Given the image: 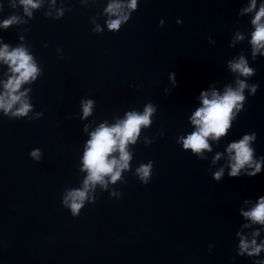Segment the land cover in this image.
<instances>
[{"label": "water", "instance_id": "water-1", "mask_svg": "<svg viewBox=\"0 0 264 264\" xmlns=\"http://www.w3.org/2000/svg\"><path fill=\"white\" fill-rule=\"evenodd\" d=\"M243 2L139 0L119 31L105 27L95 33L89 16L104 26L106 0H88V6L65 0L73 7L60 19L43 15L49 7L44 0L31 20L18 2L13 7L12 0H0V18L12 13L25 17L0 29V35L32 44L43 67L31 93L35 110L43 115L29 120L0 114V264H252L234 248L238 207L245 197L264 192V171L225 174L216 181L208 160L176 143V135L189 127L187 115L199 90L210 81L222 90L233 79L226 60L241 49L249 52L246 41L228 47L236 28H248L247 16H237ZM21 33L25 41L18 40ZM249 60L256 68L249 79L259 81V87L217 147L255 130L259 154L264 153V56ZM169 71L176 73L175 87ZM83 95L95 97L96 106L81 121L76 113ZM148 100L158 105L157 112L152 125L142 126L137 142L128 145L129 169L107 188L98 183L96 202L72 216L61 197L65 188L80 186L85 175L79 167L88 136L82 125L88 123L91 130L101 120L114 123L127 109L142 110ZM69 113L74 114L70 119ZM159 129L164 135L146 145L145 137ZM34 146L43 150L40 161L28 155ZM148 159L154 161L152 178L143 184L135 169ZM114 189L123 191L121 198L109 196ZM210 242L215 246L208 251Z\"/></svg>", "mask_w": 264, "mask_h": 264}, {"label": "clouds", "instance_id": "clouds-1", "mask_svg": "<svg viewBox=\"0 0 264 264\" xmlns=\"http://www.w3.org/2000/svg\"><path fill=\"white\" fill-rule=\"evenodd\" d=\"M17 2L22 6L23 13L28 19L34 17V10L39 9L44 0H12V6ZM88 6V0H79ZM49 7L43 13L45 17L60 19L66 11L73 7L71 3L60 0H48ZM139 0H106L102 14H106L104 26L95 21V15L89 16L91 31L100 33L105 30L119 31L127 23L132 13L138 8ZM2 7V5H0ZM237 16H247L248 28H236L228 40V47L234 48L239 42L246 41L249 52L243 49L226 60V68L233 74V79L224 84L223 89L215 85L217 81H210L207 87L199 90L195 96V106L187 115L189 127L176 135V143L183 150H190L191 154L201 160H208V171L216 181L229 177L243 175L255 176L264 171V153H257L254 142L257 139L255 130L245 131L236 138L224 141L223 147L218 148L227 137L233 123L237 121L241 111H246V100L257 92L259 81H251L256 68L250 63L249 57L255 61L258 56H264V0H244L237 11ZM25 17L12 13L0 18V29H8L13 24H20ZM177 17L176 23H182ZM165 20L159 19V26ZM19 41H25L23 33L18 36ZM210 43H215L212 36H208ZM47 42H45V46ZM56 52L63 56V49L57 46ZM0 114L9 119L27 118L35 120L43 115V110H35L32 100V85L43 73V67L32 51V44L12 43L0 35ZM168 81L172 87L177 84L175 71L168 72ZM247 90V92L245 91ZM171 89L166 85L165 94ZM79 115L81 121L91 116L96 106V99L90 95L79 98ZM158 105L151 100L145 102L143 109H127L122 117L109 123L101 120L89 130V124L82 125V131L88 134L83 141L79 157L80 170L85 172L78 187L65 188L61 197V204L70 210L72 216H78L80 210L87 203H95L98 196L94 195L99 183L107 188L109 182H116L122 176V171L129 169L132 153L129 144H135L141 135V128L152 125L153 116ZM72 113L66 118H71ZM163 129L149 138L145 137V144L152 143L156 136H163ZM215 149V150H214ZM211 153L209 157L207 154ZM28 155L35 161L43 159V150L39 146L29 149ZM154 161H140L135 171L141 183L147 184L152 178ZM109 196L121 198L122 190H111ZM238 214L241 222L235 231V252L238 256H247L252 264H264V192L245 197L239 204ZM208 244V251L214 247ZM235 261L236 256L230 257Z\"/></svg>", "mask_w": 264, "mask_h": 264}]
</instances>
